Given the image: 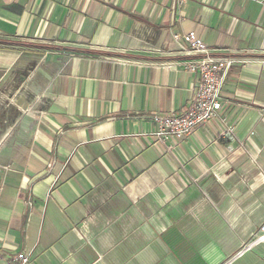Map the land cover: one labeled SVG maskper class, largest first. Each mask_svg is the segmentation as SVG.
Masks as SVG:
<instances>
[{
    "label": "crops",
    "instance_id": "crops-1",
    "mask_svg": "<svg viewBox=\"0 0 264 264\" xmlns=\"http://www.w3.org/2000/svg\"><path fill=\"white\" fill-rule=\"evenodd\" d=\"M218 117L158 141L198 76ZM264 0H0V264H264Z\"/></svg>",
    "mask_w": 264,
    "mask_h": 264
},
{
    "label": "built area",
    "instance_id": "built-area-1",
    "mask_svg": "<svg viewBox=\"0 0 264 264\" xmlns=\"http://www.w3.org/2000/svg\"><path fill=\"white\" fill-rule=\"evenodd\" d=\"M182 0H179V3ZM181 39L186 55L198 56L182 64L183 71L198 76L195 96L192 103L178 115H152L150 119L156 124L157 129L153 136L158 141L174 139L177 141L189 138L196 130L218 117L221 110V91L227 75L235 65L244 64L245 61L227 58L214 59L207 54V47L195 33L175 36ZM264 243V224L257 233L244 245L237 256L249 251L255 244ZM29 257L18 253L8 258L3 264H29Z\"/></svg>",
    "mask_w": 264,
    "mask_h": 264
}]
</instances>
